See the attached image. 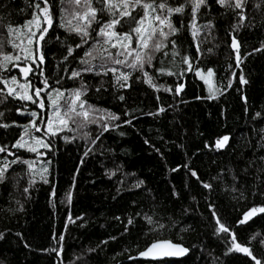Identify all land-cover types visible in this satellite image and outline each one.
<instances>
[{"label":"trees","instance_id":"16d2710c","mask_svg":"<svg viewBox=\"0 0 264 264\" xmlns=\"http://www.w3.org/2000/svg\"><path fill=\"white\" fill-rule=\"evenodd\" d=\"M182 2L169 0L171 6ZM37 3L44 6L42 0H0L5 52H14L7 43V27L23 26L37 11ZM49 4L53 26L39 46L31 45L34 51L39 48L36 55L42 52L44 61L37 58L27 76L28 94L44 88L45 79L49 88L39 98L33 94L36 103L7 96L6 89L0 95L4 113L0 124L10 125L0 127V147L7 149L0 152V166L5 159L11 162L19 157L0 181V264H255L247 254L229 251L231 236L217 233L216 217L264 264V213L239 223L251 208L264 206L260 159L264 157V3L249 0L244 9L248 19L236 29V13L208 0L198 23L211 22L213 27L201 30L199 51V41L193 40L188 27L190 10L173 15L180 31L170 39L176 40L179 55L173 59L169 44L164 49L169 55L156 53L152 65L144 68L159 90L145 82L143 71L109 63L107 67L131 73L128 86L121 88L113 73L103 74L99 61H93L92 72L82 71L72 79L73 71L86 67L80 61L100 38L93 31L89 42L76 48L82 44L80 36L61 26L67 5L61 0ZM102 19L107 21L109 16L105 13ZM93 29L98 31V26ZM233 36L240 44L239 67L231 47ZM69 48L74 49L72 55ZM184 57L190 59L192 70L183 63ZM159 68L174 74H161ZM209 68L214 71L210 84L197 75ZM0 76H16L19 83H26L19 69L11 66ZM241 76L247 83L241 82ZM81 84L86 85L82 98L89 105L119 119L79 130L70 124L72 130L45 135L46 121L53 114L49 91L67 94ZM180 85L183 88L177 93ZM9 87L25 94L18 85ZM33 111L38 113L36 118ZM33 119L41 128L33 129V136L50 142V148H39L43 155L12 147ZM224 136L230 138L226 146L216 148V141ZM24 160L35 161L33 170ZM43 167L47 173L42 179ZM161 238L181 243L189 251L179 258L129 259Z\"/></svg>","mask_w":264,"mask_h":264},{"label":"snow or ice","instance_id":"6c2138e0","mask_svg":"<svg viewBox=\"0 0 264 264\" xmlns=\"http://www.w3.org/2000/svg\"><path fill=\"white\" fill-rule=\"evenodd\" d=\"M42 2L44 6L41 7L40 3H37L35 5L37 11L33 13L32 18L26 21L23 26L14 27L9 25L7 27V33L10 37L7 43L14 52H5V42L0 38V72L7 71L9 66L18 68L19 71L23 73V78L26 81V83H19L16 76H12L10 79L0 76V83L5 86L4 89H0V95H4L6 89L7 96H15L21 100H30L36 103L37 101L33 99V94L35 97L39 98L41 92L49 88L48 82L45 79L44 88H35L32 90L33 94H28L30 84L27 83V76L33 71L31 65L36 63L37 58L40 63L44 61L42 52H40L38 57L36 55V51H39V48L37 47L36 51H34L31 45L35 43L39 46L40 42L45 39V35L49 32V29L53 26L52 5L49 4V0H42ZM61 2L67 5V7L63 9L61 26L66 28L69 32L76 33L82 40V44H77L76 48H80L83 44H87L89 39L92 38L93 31H95V36L100 38L95 41L89 51L85 52L84 57L80 61L82 64L86 65V67L81 71H73L71 73V78L75 79L80 77L82 71L92 72L93 61H99L97 66L102 70L103 74L107 75L109 71L113 73L117 85L121 88L128 86L127 81L131 73L121 71L118 67H107L109 63L132 70L143 71L145 82L151 87L157 88V85L153 82L152 76L144 71V68L146 64L149 66L152 65L156 53L163 52L165 56L169 55L168 52L164 51L169 44H171L172 47L171 54L173 59L179 55L178 51H176V40L170 39V37L175 36L180 31L172 21L173 15H183L186 9L190 10L191 20L188 27L195 41H199L202 29L210 30L213 27L211 22L203 25L198 23L200 10L202 7H207L208 0H183L178 6H171L169 0H61ZM261 2L264 3V0H261ZM216 3L221 7L232 9L236 13L239 17V24L235 26L236 29L241 27L248 19L244 9L249 3V0H216ZM94 4L96 6H94ZM259 6V4L256 5V7ZM69 8H71L72 11H69ZM105 13L109 16L107 21L102 19ZM98 16L101 18L98 19ZM45 24L46 26H44ZM94 24L98 26V31L93 29ZM33 25H35V30H33ZM125 26L128 28L127 31L123 30ZM181 26H183V24ZM118 28L121 30L118 31ZM37 33H39V35H37ZM200 43H202V41H199L196 45L197 51L200 50ZM133 44H135V46H133ZM231 47L235 50L237 67H239L242 58L239 51L240 44L235 36L232 37ZM112 49H116L115 54H113ZM259 50L260 49H257V51ZM73 51L74 49L69 48L68 55H72ZM208 51H211V49H208ZM65 59H67V57H65ZM22 63L25 66L21 67ZM183 63L188 65V70H192L191 61L188 57L183 58ZM157 71L161 74H174L165 68H159ZM197 75L200 76L201 79H205L202 71H197ZM213 75V69H207V77H212ZM233 75H235V73H233ZM240 79L242 83H247V80H245L243 76H241ZM205 82L207 83L208 81L205 80ZM9 85H18L19 89L25 90V94L21 95L17 88L9 87ZM228 87H231V81ZM182 88L183 85H180L176 88V92L179 93ZM157 90L159 89L157 88ZM165 90L171 91V89ZM210 91L212 90L210 89ZM215 91L219 92V89ZM85 92L86 85L84 84H81L80 88L73 89L67 94L59 89L49 91V101L52 106L53 114L46 121L45 135L55 136L64 129L72 130L69 128L70 124L76 125V129L79 130L86 128L89 124H99L102 121L119 119L114 113L103 109H97L89 105L87 101L82 98ZM120 99L123 100L124 97L121 96ZM0 103H3V100H0ZM44 106L43 99H39V107L43 109ZM160 111L163 112L164 109L161 108ZM31 115L33 118H36L38 113L33 111ZM256 115L259 116L260 114L257 113ZM3 116L4 113L0 112V118ZM126 122L131 123L130 120ZM9 126L8 124H0V127L7 128ZM33 129L37 132L41 131L35 119L24 126V135H22L12 147L26 148L30 152L43 155V153L39 152V148H50V142L44 138L33 136ZM103 130H108L107 124L103 125ZM85 135H87V133H85ZM97 139H99V137H97ZM229 139V136L218 139L216 141V148L220 149L225 147ZM6 150V148L0 147V152H5ZM9 154L14 155L13 153ZM260 159L261 162H264V157ZM18 160L19 157H16V159L11 162H8L7 159L4 160L3 165L0 166V181L4 179L5 173L8 171L11 164L17 163ZM22 162L28 166L30 171L33 170L35 161L24 160ZM45 173H47V167L41 169L42 179ZM192 175L195 176L196 173L193 172ZM45 182L47 181L45 180ZM140 183L142 184L143 182L141 181ZM136 186L139 187L140 185L137 184ZM204 187L210 188L211 185L204 184ZM24 191L27 192L28 189L25 188ZM67 199L71 202V192L67 194ZM258 213H264V206L251 208L244 214L243 219H241L239 223H246ZM213 215L215 216V212H213ZM146 219L149 224L154 223L151 217H146ZM128 223L131 224L132 220H129ZM216 223L218 225L216 229L217 233H229L231 236L232 245L229 251L235 250L243 252L252 257L255 264H261V260L253 255L250 248L243 246L237 241L235 233L231 232L229 227L224 223H221L219 217H216ZM159 227L163 228L164 225H159ZM60 240H63V236L60 237ZM188 251L187 248L180 244L173 243L171 240H157L151 243L145 251L140 252L139 256L163 258L184 255ZM129 259H135V257H129Z\"/></svg>","mask_w":264,"mask_h":264},{"label":"water","instance_id":"95a60500","mask_svg":"<svg viewBox=\"0 0 264 264\" xmlns=\"http://www.w3.org/2000/svg\"><path fill=\"white\" fill-rule=\"evenodd\" d=\"M235 57H236V55H235ZM178 87H179V86H178ZM157 240H169V239L161 238V239H156V240L151 241V242L148 243L143 249H141V250H139V251L137 252V254L135 255V258H139V259H148V260L162 259V258H153V257H151V256H149V257H141V256H139V253H140V252L145 251L146 248H147L151 243H153V242H155V241H157ZM172 242H173V241H172ZM173 243H176V244H180V245H182L181 243H178V242H173ZM182 246L185 247L184 245H182ZM185 248H186V247H185ZM185 254H186V253H185ZM185 254H184V255H185ZM184 255L169 256V257H163V258H179V257H182V256H184Z\"/></svg>","mask_w":264,"mask_h":264},{"label":"rangeland","instance_id":"374dc122","mask_svg":"<svg viewBox=\"0 0 264 264\" xmlns=\"http://www.w3.org/2000/svg\"><path fill=\"white\" fill-rule=\"evenodd\" d=\"M21 67H23V66H21ZM202 73H203L204 76H205V79H203V80H204V81L207 80V81H208L207 83L210 84L211 79H210V77H207V72H202ZM20 74H21V76H23V73L20 72ZM199 77H200V76H199ZM200 78H201V77H200Z\"/></svg>","mask_w":264,"mask_h":264}]
</instances>
